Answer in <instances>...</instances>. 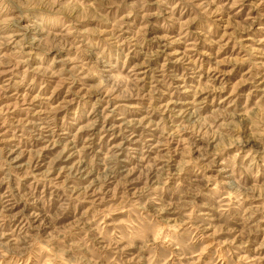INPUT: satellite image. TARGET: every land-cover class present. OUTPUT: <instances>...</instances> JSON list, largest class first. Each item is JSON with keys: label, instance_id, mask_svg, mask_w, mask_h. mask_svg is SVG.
<instances>
[{"label": "rangeland", "instance_id": "rangeland-1", "mask_svg": "<svg viewBox=\"0 0 264 264\" xmlns=\"http://www.w3.org/2000/svg\"><path fill=\"white\" fill-rule=\"evenodd\" d=\"M0 264H264V0H0Z\"/></svg>", "mask_w": 264, "mask_h": 264}]
</instances>
